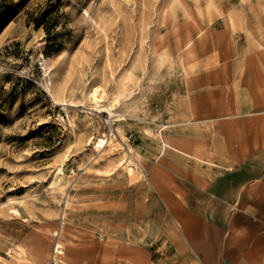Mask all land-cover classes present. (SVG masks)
Masks as SVG:
<instances>
[{
  "label": "rangeland",
  "instance_id": "1",
  "mask_svg": "<svg viewBox=\"0 0 264 264\" xmlns=\"http://www.w3.org/2000/svg\"><path fill=\"white\" fill-rule=\"evenodd\" d=\"M184 2L0 0V264H149L171 203L232 185L208 155L250 152L264 121V0Z\"/></svg>",
  "mask_w": 264,
  "mask_h": 264
},
{
  "label": "crops",
  "instance_id": "2",
  "mask_svg": "<svg viewBox=\"0 0 264 264\" xmlns=\"http://www.w3.org/2000/svg\"><path fill=\"white\" fill-rule=\"evenodd\" d=\"M252 85L255 100L250 108L256 117L264 118L263 67L257 68ZM203 118L197 121L207 122ZM252 127L256 137L250 152L208 155V160L220 162L218 166L229 161L239 167L227 168L223 174L234 178L231 186L205 191L201 201L198 193L191 192L185 204H170L171 209L185 208L186 218L177 213L180 233L157 243L149 264H264V153H258L264 148V121ZM243 161L251 162L249 168L242 169ZM246 176L250 179L240 182ZM199 207L207 212L190 211Z\"/></svg>",
  "mask_w": 264,
  "mask_h": 264
},
{
  "label": "bare ground",
  "instance_id": "3",
  "mask_svg": "<svg viewBox=\"0 0 264 264\" xmlns=\"http://www.w3.org/2000/svg\"><path fill=\"white\" fill-rule=\"evenodd\" d=\"M177 2H179V3H182V4H184L185 5V2H184V0H176ZM199 2V1H198ZM200 3V2H199ZM184 8H185V6H184ZM185 14H186V17L188 16V13L186 12V8H185ZM185 16V15H184ZM188 18V17H187ZM170 20V19H169ZM189 20V19H188ZM175 20H174V16H172V21L171 22H174ZM170 22V23H171ZM172 25V24H171ZM174 25V24H173ZM5 28V27H4ZM188 44L190 45V42H188ZM43 67H44V71H45V73L47 74V73H49L50 72V70H51V67H50V64L49 63H46V61H44L43 62ZM0 71L1 72H8V70L6 69V67L5 66H1V68H0ZM48 86V88H49V85L50 84H47ZM104 90H102L101 88H93L92 90H91V92H90V99L93 101V103H95V104H99V102L101 101V99L103 98V96H104ZM118 99H119V96H118V94H115L114 93V97H113V100L112 101H118ZM92 106V105H91ZM105 108V107H104ZM109 108V107H108ZM109 140H110V138H106V135L105 134H103V135H101V136H97L96 138H95V141H94V146H95V148H96V150L98 151V150H100L101 148H103L104 147V145L107 143V142H109ZM113 145H115V144H113ZM115 147V146H114ZM113 148V147H112ZM114 149V148H113ZM100 155V154H99ZM121 164L123 165V163L121 162ZM120 164V165H121ZM119 165V164H118ZM121 165V166H122ZM131 166H132V164H128V165H126L125 166V168L129 171V172H131V170H132V168H131ZM62 174H63V172H62V169H61V167L60 168H58L57 169V175H56V178H57V182L56 183H58L59 181H60V179H61V176H62ZM54 179V178H53ZM53 186H55V183H53L52 184ZM18 203V202H17ZM21 204H23V202H21ZM5 204H0V208H2L3 206H4ZM24 206H25V204H24ZM27 207V206H26ZM10 209H11V212L12 213H14V214H20V210H19V204H15V205H11L10 206ZM65 213H66V208L64 207L63 208V210H62V217L64 218L65 217ZM63 231H64V221H62V225H61V228H60V233H61V236L63 237ZM57 235V234H56ZM56 252L59 254V256L60 255H64V251H63V244L61 243V240L59 241L58 240V242L56 243ZM58 256V255H57Z\"/></svg>",
  "mask_w": 264,
  "mask_h": 264
},
{
  "label": "trees",
  "instance_id": "4",
  "mask_svg": "<svg viewBox=\"0 0 264 264\" xmlns=\"http://www.w3.org/2000/svg\"><path fill=\"white\" fill-rule=\"evenodd\" d=\"M36 24V27H39L40 26V23L39 22H35ZM46 31H48V28H45Z\"/></svg>",
  "mask_w": 264,
  "mask_h": 264
},
{
  "label": "built area",
  "instance_id": "5",
  "mask_svg": "<svg viewBox=\"0 0 264 264\" xmlns=\"http://www.w3.org/2000/svg\"><path fill=\"white\" fill-rule=\"evenodd\" d=\"M8 48L10 49V47L8 46ZM0 68H1V66H0Z\"/></svg>",
  "mask_w": 264,
  "mask_h": 264
}]
</instances>
